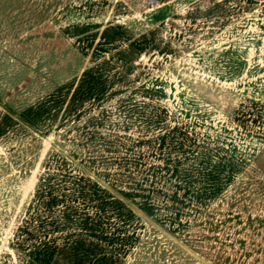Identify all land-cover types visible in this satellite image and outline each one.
<instances>
[{
	"label": "rangeland",
	"instance_id": "1",
	"mask_svg": "<svg viewBox=\"0 0 264 264\" xmlns=\"http://www.w3.org/2000/svg\"><path fill=\"white\" fill-rule=\"evenodd\" d=\"M0 264H264V0H0Z\"/></svg>",
	"mask_w": 264,
	"mask_h": 264
}]
</instances>
